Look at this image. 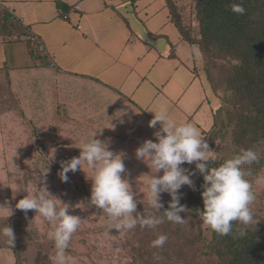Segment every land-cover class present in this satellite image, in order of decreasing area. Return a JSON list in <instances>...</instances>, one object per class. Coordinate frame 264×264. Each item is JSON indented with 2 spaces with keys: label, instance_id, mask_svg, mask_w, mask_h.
I'll list each match as a JSON object with an SVG mask.
<instances>
[{
  "label": "rangeland",
  "instance_id": "obj_1",
  "mask_svg": "<svg viewBox=\"0 0 264 264\" xmlns=\"http://www.w3.org/2000/svg\"><path fill=\"white\" fill-rule=\"evenodd\" d=\"M112 1L117 3V0H111V3ZM172 1L177 8L178 14L183 18L186 28L190 30L192 37H198V23L195 19L194 11L195 1ZM127 7V9L123 8L121 11L128 17L132 29L139 35H146L148 28L153 32H161L168 35L169 39L162 36L163 38L159 37L161 39L155 41L156 37H151L150 44L155 45L158 53L169 54L170 52H175L176 45L174 44L176 40H180L179 46L181 49L189 48L190 50V44L182 39L180 31L170 21V9L167 7L166 0H139L136 6L128 5ZM106 21L105 19L102 22ZM108 24V26L104 25L101 28L105 29L108 27L116 30L123 26L124 22L117 19V22L110 20ZM193 49L198 51L192 47ZM172 61L175 62L174 60ZM163 62L166 63L165 61ZM163 62L160 63L161 72L156 67L150 72L149 79L144 83L145 85L143 84L141 89L137 90L136 97L145 105H143V108L153 117L151 112L163 107L178 124L183 123L187 118L180 106L175 104L177 103L175 101L177 98L174 92H178V88H174L173 84L183 81L186 77L189 78L193 74L192 72L197 70L200 74L198 78L201 79L204 89L208 92L209 101H206L203 106L201 105L202 107H200L198 112L191 117V122L200 130L202 137L213 151L211 154L212 161L208 162L209 167H214L213 164L217 166L219 162H224L239 154L242 148L234 145L231 137L232 125L227 126L226 111L232 103V94L225 90L223 80L217 82L216 89L209 85L200 53L198 57H191V60H188L191 64V69L184 66L185 68L179 73V77L178 74L171 73L170 76L174 74V77L170 78L168 73L171 69L167 66V63L164 64ZM40 76L48 80L53 77L45 74V72L41 73ZM158 76L160 79L167 76L165 85L158 79ZM174 78L175 82L172 83ZM50 80H53V78ZM141 83L142 80L139 79L134 83L131 81L127 82L128 87H131L130 89H136L137 84ZM187 88L188 85L182 92L187 93L184 95V102L185 98H188L192 92V89ZM42 89L44 87L42 88V84H39V92ZM82 89H84L83 85L69 84V88L65 93L67 103L63 100L56 102V99L38 101L42 105L44 113L48 114V116L45 115L49 123L48 129L45 131V128L40 126L39 131L37 130L33 136L29 134V136L24 135L22 137V143H27L23 147L24 151H29V154L25 155L24 153L21 162L13 160L14 164L10 169L11 175L9 176L7 195L5 193L0 194V205L6 206L0 209L1 215L3 216L4 211H11L15 222L13 214L15 211L18 216L17 220H20L19 224H14V227L15 229L17 228V233L22 230L19 234V239L21 241L23 264H53L52 257L55 254V247L50 234L54 231L55 222L46 221L32 210L25 213L14 208L19 199L27 194L31 196L44 193L45 188L62 203L75 205L81 201L84 202L83 209L70 208L69 210L70 214L81 217V224L73 234L66 250L67 264H207L203 260V256L198 253V249H203L212 239V230L204 226L201 219L198 222L191 221L190 216L184 212L180 213V215L186 219L187 222L185 224L167 222L165 218L156 228H142L138 223L133 229L118 233L115 229H109V218L102 210L88 205L91 181L86 179V174L83 171L69 172L67 174L68 181H61L58 175L61 171V161L79 156L80 150L77 147L94 137L107 142L110 150L114 153H125L124 164L126 173L122 174V176L129 180L135 193L137 213H134V216H162V212L168 208L171 201V197L167 193H162L161 202L164 204V208L159 210L161 213L149 207L147 194L151 170L145 163L135 157V150L138 146H134L133 143H137V135H132L126 129L123 121L120 124L119 122L110 124L111 117L108 105L111 102L115 103V101L107 96L101 98L103 105L109 103L107 107H104L105 110L103 111H106V115L101 122L99 114L103 108L99 110V106H96L93 100L90 101L91 104L84 103L83 99L79 98L84 95ZM73 93L78 95L68 99ZM210 105L213 108L212 112L209 109ZM220 108L223 109L221 114L223 121L214 126L215 112ZM150 132L152 134L151 139L155 140L153 136L155 129ZM134 137L136 139L133 140ZM261 143H264V141L259 142L255 146V151ZM9 154L7 153V156L11 158V154ZM182 166L189 170L195 169L194 164H184ZM258 166L259 168L250 171L251 174L245 178L252 182L255 195V200L250 206L254 218L253 224H264V183H256L258 177H264V159ZM85 171L89 176L93 174L91 169L85 168ZM158 175H162V172ZM191 179L194 182V186L197 183H204L203 177L198 171ZM14 189L16 191L11 196ZM192 189V187L187 185L182 186L179 190L180 204L186 201L187 195ZM55 197L52 198L55 199ZM60 201H56L58 207L62 206ZM168 223L171 226H168ZM197 224H200L203 228L204 240L197 246H192L188 258H183V254L179 253L181 252L180 244L189 246L192 236L196 235ZM177 230L179 231L178 235L171 234L172 231L178 232ZM159 235L167 236L166 243L162 248H152L150 246L151 242ZM154 253H158L162 259H154Z\"/></svg>",
  "mask_w": 264,
  "mask_h": 264
},
{
  "label": "crops",
  "instance_id": "obj_2",
  "mask_svg": "<svg viewBox=\"0 0 264 264\" xmlns=\"http://www.w3.org/2000/svg\"><path fill=\"white\" fill-rule=\"evenodd\" d=\"M1 1L11 8L15 17L21 20L30 33L37 34L42 38L50 57L56 64V68L51 66L41 68L38 66L33 61L25 40L0 36V89L4 85L7 86L9 72L17 77L24 76V79L20 81L13 80L15 83L14 89L17 85L23 86L25 88L23 92L26 95L31 94L32 104L40 98L43 100L42 91L39 92V84L47 89V93L44 92L46 94L44 100L56 99V102L63 100L67 103L65 93L69 88V84L83 85L84 95L79 98L83 99L86 104H91L90 101L93 100L96 106H99V110L103 108L99 114L101 122L106 115V111H103L105 110L104 107L109 104L105 103L103 105L101 98L107 96L115 101V103L111 102L108 105L111 117L110 124L125 122L126 129L132 135H137V143H133L136 147H139L144 140L151 139L150 131L154 129L157 131L159 129L158 124L156 128L148 126L152 116L143 108L144 104L136 97L137 90L141 89V86L149 79L148 76L152 70L157 67L161 72L160 63L163 61L171 69L168 76L174 73L175 75L178 74L179 77V73L185 68L184 66L190 68L191 64L188 60H191L189 55L192 52L191 46H189L190 50L189 48L181 49L179 46L180 40H176V42L174 41V45H176L175 52L169 54L158 53L155 45L150 44L152 38L149 34L151 32L162 34L164 38L169 39L168 35L153 32L149 28L146 35H139L133 30L128 17L121 11L123 8L127 9L128 5L131 6L127 0H117V3L113 1L111 3V0ZM58 1L71 7L79 6L80 8L71 12L69 20L65 21L59 13ZM105 19L107 21L102 22ZM117 19L124 22L123 26L116 30L108 27L101 28L104 25L108 26L110 20L117 22ZM161 38H155L154 41ZM171 60L175 62H171ZM44 72L52 75L53 80H50L52 78L48 80L40 76ZM174 74L170 78H173ZM170 78L169 80H171ZM93 79H99L101 83ZM138 79L142 80V83L137 84L136 89H130L131 87H128L127 82L134 83ZM158 79H160L159 76ZM166 80L167 76L160 79L164 85ZM174 82L175 78L172 83ZM187 85L188 88L192 89V92L188 98H185L184 102V95L187 93L182 92ZM173 86L176 89L178 88V92H174L177 98L175 104L180 106L187 118L183 123H192L191 117L198 112L206 101H209L208 92L204 89L203 82L193 73L189 78L186 77L183 81L174 83ZM10 93V88H4V91H1L0 94V194L5 193L6 195L10 169L14 164V161L7 156L6 150L8 147H24L27 143H22L21 134L23 135L26 132L32 134L33 129L31 122L24 123V117H22V113L20 114V110L10 108L8 112L7 108H4V100L10 98ZM77 95L73 93L68 99H72V96L76 97ZM209 109L212 112L211 105ZM40 110L43 112V108H40ZM28 114L30 116V113ZM10 115L20 118V121L18 123L8 121ZM45 115L48 116V114ZM45 121L46 123L43 122L41 125H45L48 129L49 123L47 119ZM38 125L40 123L36 124V126ZM134 139L136 138L134 137ZM12 217L11 211H4L3 216L0 212V229L10 226L14 234L13 244L8 242V238L0 236V264H23L22 256H18L15 252L18 240L14 227L15 222Z\"/></svg>",
  "mask_w": 264,
  "mask_h": 264
},
{
  "label": "clouds",
  "instance_id": "obj_3",
  "mask_svg": "<svg viewBox=\"0 0 264 264\" xmlns=\"http://www.w3.org/2000/svg\"><path fill=\"white\" fill-rule=\"evenodd\" d=\"M230 10L239 15L246 12L242 3L231 4ZM189 55L198 57L199 52L193 49ZM151 113L153 117L148 126L156 128L159 123L160 127L153 133L155 140L146 139L136 148L135 157L151 170V174H147L149 207L160 212L164 208L161 194L167 193L171 197L162 216H134L137 213L135 193L129 180L122 176L126 173L125 153H114L109 144L100 139L93 137L81 143L77 147L79 156L61 161V171L58 173L61 181H68L69 172L83 171L86 179L91 181L88 205L102 210L109 218V229L119 233L133 229L138 223L142 228H156L165 218L169 222L185 224L187 221L180 213L186 212L187 208L180 204L179 190L184 185L194 189L191 177L198 171L204 181L201 185L203 210L200 211L203 225L225 236L233 233L236 222L244 226L236 229L239 236H244L245 228L254 221L250 206L255 200L252 182L245 178L251 173L244 166L258 163L259 153L253 149H241L239 154L219 166L209 167L213 151L196 126L192 123L178 124L163 107ZM184 164H194L195 169L189 170L182 166ZM85 168L91 169L93 174L87 175ZM161 172L162 175H158ZM256 183H264V177H258ZM52 197L55 196L45 188L44 193L27 194L19 199L15 207L25 213L32 210L46 221L55 222L54 231L50 234L55 247L53 264H67L66 250L81 224V217L70 214L69 210L83 209L84 202L70 205ZM57 200L62 206L58 207ZM5 207L0 205V209ZM0 236L8 238V242L13 244L14 234L10 226L0 229ZM166 241L167 236L159 235L150 246L162 248ZM154 259L160 260L162 257L154 253Z\"/></svg>",
  "mask_w": 264,
  "mask_h": 264
},
{
  "label": "trees",
  "instance_id": "obj_4",
  "mask_svg": "<svg viewBox=\"0 0 264 264\" xmlns=\"http://www.w3.org/2000/svg\"><path fill=\"white\" fill-rule=\"evenodd\" d=\"M127 1L131 6H136L139 0ZM194 1L198 37H192L183 18L178 14L174 2L166 0L167 7L170 9V21L180 31L182 39L201 54V62L209 85L216 89L217 82L223 80L225 90L232 94V103L226 112L227 126L232 125L231 137L234 145L245 150H254L259 142L264 141V0ZM233 3H242L246 12L243 15L233 13L230 10V5ZM57 6L58 9H62L64 12H68L72 8L61 1L57 2ZM27 34V27L22 24L19 18L15 17L12 11L7 12L0 18L1 37L22 39ZM149 35L156 38L162 37V34L152 32ZM34 62L41 68L50 67L47 60ZM193 73L197 77L200 76L197 70ZM13 76L8 72L7 86L4 85L0 89V94L1 91H4V88H10L11 90L10 98L4 100V108H7L8 111L13 106L12 109L20 110V114L22 113V117H24V123L31 122L33 124L32 136L41 127L47 131L46 126L41 125L43 122L46 123L45 113L40 110L42 105L38 103L42 99L40 98L32 104V96L23 92L25 90L23 86L17 85L14 89L15 83L13 80L20 81L24 79V76ZM93 80L101 83L99 79ZM43 87L44 100L46 97L44 92L47 93V89L45 86ZM222 112V108L215 112L214 126L223 121ZM28 113H30V116ZM9 120L12 123H18L20 118L10 115ZM39 123L40 125L36 126ZM23 128L25 127L23 126ZM29 134L27 132L21 134L20 138L24 135L29 136ZM7 149L6 154L10 153L11 159L15 162H21L24 153L25 155L29 154V151H24L22 146L17 148L8 147ZM257 168L259 166L251 171ZM201 185L202 183H197L194 189L188 193L186 201L182 203L186 206V213L190 216L191 221L194 222H198L200 211L203 210ZM15 191V189L13 192L11 190V196ZM13 214L15 224H19L20 220H17L18 216L15 211ZM168 226H171V224L168 223ZM242 227L244 226L234 222L233 233L225 236L212 231V239L203 249H198V253L203 256V260L207 264H264V224L252 223L248 225L245 228L246 234L241 237L236 229ZM21 231L19 230V233H17L16 228L18 241L15 252L18 256L21 255V241L19 239ZM171 234L178 235L179 231L176 233L172 231ZM203 240V228L200 224H197L196 235L192 236L189 246L180 244L181 252L179 253L183 254V258H188L191 253L190 248L194 245L197 246Z\"/></svg>",
  "mask_w": 264,
  "mask_h": 264
},
{
  "label": "built area",
  "instance_id": "obj_5",
  "mask_svg": "<svg viewBox=\"0 0 264 264\" xmlns=\"http://www.w3.org/2000/svg\"><path fill=\"white\" fill-rule=\"evenodd\" d=\"M79 8H80L79 6H73L68 12H64L62 9H59V13L65 21H68L71 12L75 10H79ZM11 11H12L11 8H9L3 1L0 0V18L4 16V14H6L7 12H11ZM22 39L27 42L33 61L47 60L52 68H56L55 62L50 57L48 50L42 38L39 35L30 33L28 31L27 36L25 37L23 36ZM256 151L259 153L260 159L258 163H253L250 166L245 165L244 168L246 171H251L256 166H258V164H260V162L264 159V143H261V145L258 146V149ZM222 163L223 162L221 163L219 162L217 166H219Z\"/></svg>",
  "mask_w": 264,
  "mask_h": 264
}]
</instances>
